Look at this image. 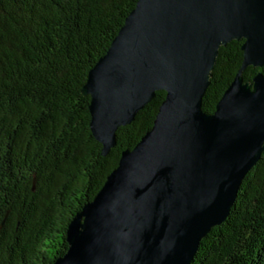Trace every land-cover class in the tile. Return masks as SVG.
I'll return each instance as SVG.
<instances>
[{
	"label": "water",
	"instance_id": "1",
	"mask_svg": "<svg viewBox=\"0 0 264 264\" xmlns=\"http://www.w3.org/2000/svg\"><path fill=\"white\" fill-rule=\"evenodd\" d=\"M242 40V66L207 114L219 50ZM250 66L264 67V0H138L82 89L102 155L158 91L166 98L69 224L68 251L54 264L194 262L264 152V74L245 83Z\"/></svg>",
	"mask_w": 264,
	"mask_h": 264
},
{
	"label": "trees",
	"instance_id": "2",
	"mask_svg": "<svg viewBox=\"0 0 264 264\" xmlns=\"http://www.w3.org/2000/svg\"><path fill=\"white\" fill-rule=\"evenodd\" d=\"M138 0H0V264H54L67 229L122 153L154 125L166 92L117 131L107 156L82 89ZM242 41L219 50L202 108L215 112L242 66ZM263 68L248 67L250 83ZM192 264H264V152L227 220Z\"/></svg>",
	"mask_w": 264,
	"mask_h": 264
}]
</instances>
